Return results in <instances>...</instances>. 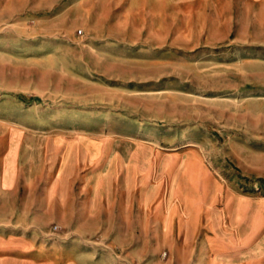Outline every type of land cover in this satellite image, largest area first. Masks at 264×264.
Masks as SVG:
<instances>
[{
	"label": "rangeland",
	"instance_id": "1",
	"mask_svg": "<svg viewBox=\"0 0 264 264\" xmlns=\"http://www.w3.org/2000/svg\"><path fill=\"white\" fill-rule=\"evenodd\" d=\"M106 254L264 264V0H0V264Z\"/></svg>",
	"mask_w": 264,
	"mask_h": 264
},
{
	"label": "crops",
	"instance_id": "2",
	"mask_svg": "<svg viewBox=\"0 0 264 264\" xmlns=\"http://www.w3.org/2000/svg\"><path fill=\"white\" fill-rule=\"evenodd\" d=\"M255 1H257V0H255ZM87 139H90V138H87ZM97 142L101 145V151L97 155H92L91 153H89L86 150L85 145H84L85 144V141L83 139H80V141H79L78 144L75 142V146L78 147V148L79 147L81 148V150H82V152H81L82 158L85 159V161H89V160H92L93 161V159H98V158H100L102 156V154H103L102 153V144L99 141H97ZM69 145H72L73 146L74 143L73 142L72 143H69ZM67 147L68 146H66L65 149H67ZM64 154H65V152L62 154V157L60 158V171L63 168V166L66 167V165H68L69 160H71L70 159V153H69V155H68V157L66 159L67 162H63L62 163V158H63V155ZM83 209H84L83 213L82 214H79L78 216L76 215V219L74 221L76 223V226H77L76 229H77V232L79 234V237H78L79 239L80 238H83V237H87V236L93 234L94 232H96L98 230V228H99V226H97V225H100V223H101V220L100 219H96L98 217V213H95L93 215V212L90 211V209L87 208V206L85 208H83ZM88 218H92L93 219L92 222H89V220H87ZM140 219H141L140 221L142 222V217H140ZM89 223H91L93 225H88ZM104 223H107V222H104ZM116 230L118 231V228ZM113 239L119 240L121 238H119V235H118V236L114 237ZM132 240L136 241V235L135 234L133 235ZM188 240H189V238H188ZM186 244L185 245L188 247L189 246V243H186ZM134 245H135V243H134ZM187 249L188 248H186V250ZM187 253H188V257H189L190 254H189L188 250H187ZM132 255H133L134 261H136L137 260V258H136V250H134V252L132 253ZM103 260L106 261L105 264H117V263H115L114 256L109 255V254L108 255L106 254L103 257ZM207 260H208V264H210L211 255H209V257L207 258ZM157 264H161V263L158 262ZM171 264H173V261L171 262ZM186 264H188V261H187ZM213 264H215V263H213Z\"/></svg>",
	"mask_w": 264,
	"mask_h": 264
},
{
	"label": "bare ground",
	"instance_id": "3",
	"mask_svg": "<svg viewBox=\"0 0 264 264\" xmlns=\"http://www.w3.org/2000/svg\"><path fill=\"white\" fill-rule=\"evenodd\" d=\"M176 196V195H175ZM181 207H182V205H181ZM171 209V208H170ZM164 210V209H163ZM164 212V211H163Z\"/></svg>",
	"mask_w": 264,
	"mask_h": 264
},
{
	"label": "built area",
	"instance_id": "4",
	"mask_svg": "<svg viewBox=\"0 0 264 264\" xmlns=\"http://www.w3.org/2000/svg\"><path fill=\"white\" fill-rule=\"evenodd\" d=\"M57 228H58V226H57Z\"/></svg>",
	"mask_w": 264,
	"mask_h": 264
}]
</instances>
